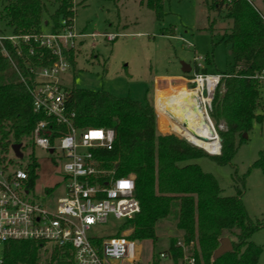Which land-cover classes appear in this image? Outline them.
Masks as SVG:
<instances>
[{
    "label": "trees",
    "instance_id": "16d2710c",
    "mask_svg": "<svg viewBox=\"0 0 264 264\" xmlns=\"http://www.w3.org/2000/svg\"><path fill=\"white\" fill-rule=\"evenodd\" d=\"M209 2V12H225L231 21L224 40L232 51V72L222 73L210 109V117L216 124L221 121L225 124L224 130H218L219 154H210L175 134H160L154 104L148 101L119 97L106 90L71 87L67 107L78 127H105L114 131L113 149L103 156L105 165L114 170L116 177L135 178V196L141 203V211L124 221L118 234L132 229L129 235L132 241H155L158 222L173 219L183 241L181 244L179 237H171L169 248L164 251L173 264L184 257L185 248L194 255L196 264H264L260 263L263 248L252 240V235L264 228V222L251 219L241 189L234 195H224L218 180L195 162L209 157L219 164H230L237 152L238 139L243 141V133L251 129L254 120L264 119L257 113L262 96L260 78L256 77L264 70V21L247 0ZM164 3L165 0H146L145 5L161 20L165 15ZM77 5L75 0H3L0 23L8 32L37 33L43 31L45 17V25L57 31L63 18L74 20ZM207 28L213 31V22ZM206 60L211 63L209 58ZM71 63L74 67L73 58ZM204 72L209 73L207 68ZM184 88L187 87L175 86L168 91ZM167 89L157 88L156 92ZM158 115L160 129L171 132L167 121ZM45 118L42 112L34 110L31 96L12 63L0 57V165L8 158L13 144L21 143L24 154V149L32 144L36 124ZM9 158L14 164V159ZM38 167L36 158L26 167L32 187L36 185ZM253 167L264 175V151ZM224 237L231 239L233 250L214 259L213 254ZM40 250V244L32 241L7 242L1 251L2 264H39ZM157 259L160 257L153 258L152 264H157ZM66 263L65 256L54 250L48 264Z\"/></svg>",
    "mask_w": 264,
    "mask_h": 264
},
{
    "label": "rangeland",
    "instance_id": "374dc122",
    "mask_svg": "<svg viewBox=\"0 0 264 264\" xmlns=\"http://www.w3.org/2000/svg\"><path fill=\"white\" fill-rule=\"evenodd\" d=\"M145 2L75 0L78 5L74 28L87 37L77 39L75 64L64 76V82L69 87L106 90L119 97H130L143 103L148 101L156 107L158 132L186 139L166 117L163 118L168 120L171 132L160 129L156 90L168 88V91L175 86L193 88V84L188 81L192 74L182 72V63L193 65L195 55L202 58L210 74L231 73L233 57L230 46L224 40V35L230 32L231 21L225 17V12H209V0H165V15L161 20L156 18ZM256 2L264 7L263 0ZM46 20L44 17V33L51 29V26L45 25ZM211 22L213 31L207 28ZM105 36H115V39L109 41ZM207 58L211 63H207ZM260 84L262 106L257 113L264 116V79H260ZM210 109H207L209 117ZM210 119L220 141L218 130H224L225 124L221 121L217 125ZM244 134L242 142L238 139L237 152L230 164L222 165L209 157L198 158L195 162L218 180L224 195H234L237 189H241L251 219L264 222V175L259 168L253 167L261 151H264V119L254 120L246 136ZM9 157L14 159V164ZM34 158L39 162L36 187L24 198H44L47 202H55L65 194L66 184L62 173L63 162L55 153L30 144L24 149L22 158L16 157L11 150L2 165L26 169ZM123 222L111 219L95 227L91 234L102 238L115 235ZM131 232L132 229H125L119 234L129 237ZM173 236L179 237V242L183 243L173 219L159 221L157 239L134 240L136 260L125 264H152L153 258H159V254L169 248ZM252 240L263 248L260 263H264V228L257 230ZM185 252L189 254V248H185ZM51 256L50 249H41L39 263L48 264ZM156 261L157 264H173L169 258Z\"/></svg>",
    "mask_w": 264,
    "mask_h": 264
},
{
    "label": "built area",
    "instance_id": "2783aa9c",
    "mask_svg": "<svg viewBox=\"0 0 264 264\" xmlns=\"http://www.w3.org/2000/svg\"><path fill=\"white\" fill-rule=\"evenodd\" d=\"M247 1L264 21V7L256 0ZM85 37L86 34L76 32L74 20L66 18L61 20L59 30L48 33H12L3 30L0 23V57L12 63L31 96L34 110L47 117L36 124L31 142L59 156L66 182L65 194L55 202L25 199L36 187L29 183V172L0 165V246L2 251L7 242L32 241L51 253L60 251L66 264H125L136 260L134 241L118 232L106 238L91 233L111 219L126 221L141 211V203L135 196V178L116 177L114 170L105 165L103 156L113 149L114 131L105 127H78L67 107L71 87L65 84L64 76L72 69L77 39ZM105 37L109 41L115 39ZM191 66L190 89H198L201 98L211 97L207 106L210 108L223 74L205 73L202 58L197 55ZM256 77L264 79V70ZM210 78H216L212 91L208 86ZM159 257L168 255L162 252ZM178 264H196V259L185 252Z\"/></svg>",
    "mask_w": 264,
    "mask_h": 264
},
{
    "label": "bare ground",
    "instance_id": "6f19581e",
    "mask_svg": "<svg viewBox=\"0 0 264 264\" xmlns=\"http://www.w3.org/2000/svg\"><path fill=\"white\" fill-rule=\"evenodd\" d=\"M215 83L216 78L209 79L208 86L211 91ZM166 92H169L170 95L167 94V97L162 98V95ZM166 92L156 94V104L162 98L157 105L158 113L164 118H168L175 129L191 143L211 154H218L220 142L206 110L211 97L208 99L201 98L198 89L190 88H184L176 92L173 90ZM168 98L170 99L165 102Z\"/></svg>",
    "mask_w": 264,
    "mask_h": 264
},
{
    "label": "water",
    "instance_id": "95a60500",
    "mask_svg": "<svg viewBox=\"0 0 264 264\" xmlns=\"http://www.w3.org/2000/svg\"><path fill=\"white\" fill-rule=\"evenodd\" d=\"M232 53V51H230ZM192 70V66L188 63L183 62L182 63V72L183 73H189ZM244 136H246V133L244 134ZM220 142V141H219ZM22 147L23 145L21 143H16L12 145V151L14 152L15 156L22 158L24 156L23 152H22ZM220 150H221V144H220ZM220 150L218 152V154L220 153ZM210 153V152H208ZM211 154V153H210ZM233 250V245H232V241L229 237H224L221 239V244L220 246L215 250L214 254H213V258L217 259L220 256H222L223 254L230 252Z\"/></svg>",
    "mask_w": 264,
    "mask_h": 264
},
{
    "label": "snow or ice",
    "instance_id": "6c2138e0",
    "mask_svg": "<svg viewBox=\"0 0 264 264\" xmlns=\"http://www.w3.org/2000/svg\"><path fill=\"white\" fill-rule=\"evenodd\" d=\"M92 135H94V136H100L101 134L100 133H93Z\"/></svg>",
    "mask_w": 264,
    "mask_h": 264
},
{
    "label": "flooded vegetation",
    "instance_id": "af4514ba",
    "mask_svg": "<svg viewBox=\"0 0 264 264\" xmlns=\"http://www.w3.org/2000/svg\"><path fill=\"white\" fill-rule=\"evenodd\" d=\"M192 71V70H191ZM190 73V72H189Z\"/></svg>",
    "mask_w": 264,
    "mask_h": 264
}]
</instances>
